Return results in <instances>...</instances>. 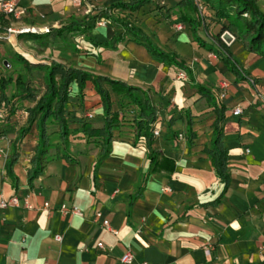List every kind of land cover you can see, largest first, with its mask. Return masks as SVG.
I'll return each instance as SVG.
<instances>
[{
	"label": "crops",
	"instance_id": "0c3cea01",
	"mask_svg": "<svg viewBox=\"0 0 264 264\" xmlns=\"http://www.w3.org/2000/svg\"><path fill=\"white\" fill-rule=\"evenodd\" d=\"M82 2L83 10L94 8L93 15L107 0ZM19 5L26 9L21 21L36 25L61 20L76 7L72 0H19ZM113 13L140 26L159 47L174 52L189 70L184 72L186 77L180 78V71L161 64L127 36L115 47L94 45L89 37L95 43L109 41L122 30L109 23L98 26L93 19L83 20L85 16L69 20H82L92 28L68 34L66 39L79 35L80 49L86 54L57 47L50 55V45L38 48L27 35L17 38L33 57L32 63L48 56L145 90L158 117L159 135H153L151 143L157 165L148 173V149L145 137L136 135L135 111L131 106L122 110L118 96L110 93L112 109L124 117L113 130L109 154L100 163L97 139L75 133L81 124L71 122L75 138L66 149L55 146L29 184L36 143L32 127L19 144L12 167L14 186L5 162L26 115L23 109L18 111V125L0 119V149L7 152L6 156L0 153V199L13 195L20 199V206L0 208V264H117L126 250L135 263L264 264V57L247 51L235 39L226 44L239 75L232 72L223 55L194 40L190 23L182 19L198 14L203 21L197 36L220 50L214 40L216 31L211 29L214 16L201 15L192 0H150L137 11L115 9ZM177 24L182 29H175ZM44 40L50 41V36ZM6 53L5 43H0V75L8 68L1 62ZM222 82L227 83L224 89ZM195 84L208 88L213 99L202 96ZM92 90L88 84L82 106L73 104L71 114L99 126L102 107ZM212 101L226 108L222 143L230 179L225 189L204 150L210 147L215 119ZM235 107L241 108L240 115L233 114ZM89 113L92 118H86ZM63 151L71 161L59 156ZM164 187L171 191H161ZM24 200L33 208H26ZM44 202L49 203L47 209ZM62 204L80 208L83 216L60 212ZM95 211L118 233L94 220Z\"/></svg>",
	"mask_w": 264,
	"mask_h": 264
},
{
	"label": "trees",
	"instance_id": "16d2710c",
	"mask_svg": "<svg viewBox=\"0 0 264 264\" xmlns=\"http://www.w3.org/2000/svg\"><path fill=\"white\" fill-rule=\"evenodd\" d=\"M149 1L107 0L103 7L97 9L96 13L91 16L86 14L83 20L89 18L96 22L98 19L103 18L108 21L110 26L122 31L114 35L109 41L95 43L90 37L88 40L94 45L110 48L115 47V43L123 41L127 36L128 40L142 45L150 56L161 64L178 71L189 72L185 62L179 59L174 52L166 51L159 47L150 36L144 33L140 26L126 17L113 13L115 9L134 12ZM201 1L214 16V23L217 25L214 40L220 50L207 45L197 36L196 32L203 21L198 14L195 18L181 16L183 20L190 23L194 40L197 43L211 52L223 55V61L237 75L239 74L236 64L227 51L226 44L220 39L223 32L232 33L236 39L242 42L247 51L264 57V11L257 0ZM7 22V20L0 19V34L3 32L2 26L6 25ZM91 28L92 25H86L82 20L71 19L59 23L57 27L50 28L48 33L21 35H27L28 39H35L36 37L46 39L50 36V39L53 40L56 38L63 40L68 34L75 32L85 33ZM44 42L45 40L42 43ZM0 43H6L5 38L0 36ZM66 47L75 53L86 54L85 50L74 45L66 44ZM4 61L10 65L12 70L17 72L15 76L11 74L0 75V119L4 124L18 125L16 117L20 108L24 110L26 115L24 123L19 125L16 137L11 141L10 154L5 162L6 174L11 178L14 186L17 181L12 167L19 156V144L32 127L36 131V143L30 157L31 166L28 169L29 184L41 173L44 167L46 154L50 147L49 138L51 132L56 133L61 145L65 149L67 148L68 139L72 133L69 127L71 122H79L81 124L75 133L81 132L88 138L97 139L99 143L98 163H100L109 154L113 130L124 117L112 109L110 93H115L118 96L122 110L131 106L133 111H135L133 124L136 135L145 137L148 149V157L150 159L148 173L152 172L154 167H156L158 161L156 159L157 153L151 149V143L154 138L153 130L157 126L158 117L145 90L121 80L95 75L84 69L55 60H50L48 65L32 63L16 51L11 52L10 60L8 58L1 59L2 66L6 68ZM19 67L25 73L24 76H22L23 73H21ZM36 81H39V85L35 84ZM88 84H91L92 89L98 95L102 107L103 119L99 126L85 122L82 116L77 117L71 114L73 113V104L82 106ZM195 87L202 96L213 99L208 88L201 84H195ZM20 103H26V105H20ZM212 104L214 106L215 119L212 124L210 147L204 150L216 176L224 183L225 189L230 179L227 168L228 153L222 143V122L224 121L226 108L222 105H217L214 101H212ZM52 126H55L54 131L50 130ZM2 133L3 131H0V135ZM59 156L71 161L69 154L65 151L61 152Z\"/></svg>",
	"mask_w": 264,
	"mask_h": 264
},
{
	"label": "built area",
	"instance_id": "2783aa9c",
	"mask_svg": "<svg viewBox=\"0 0 264 264\" xmlns=\"http://www.w3.org/2000/svg\"><path fill=\"white\" fill-rule=\"evenodd\" d=\"M195 7L198 9L199 13L201 15H203L204 13H206V7L205 4L201 1V0H192ZM74 6L79 7V5L81 4L82 0H72ZM85 13H89L90 12V8H86ZM26 14V9L22 6L19 5V0H0V19L3 20H7V24L3 25V32L0 34L1 37L5 38L6 40H9L13 37V36H18L21 34H44V33H48L50 31V27L46 24L44 25H36V24H26L23 23L21 20L22 18L25 16ZM108 23L107 20L100 18L96 21V24L98 26H104ZM175 29L180 30L182 29V26L180 24H177L175 26ZM224 33H228L231 37L230 42H227L223 35ZM220 39L225 43V44H230L231 42H233L236 37L228 32L225 31L221 34ZM178 76L180 78H185L186 75L184 72L180 71L178 72ZM221 88H226L227 87V83L222 82L220 84ZM225 95V92L220 93V96L223 97ZM233 114L235 115H240L242 113V110L240 107H235L232 110ZM86 118H92V114H86ZM153 135L154 136H158L159 135V127H155L153 130ZM179 138L182 137L181 134L178 135ZM0 153L3 154L4 156H6L7 152L4 151L3 149H0ZM161 191L163 192H170V188L168 187H164L161 189ZM23 205L28 208V209H32L33 205L30 204L29 202H27V200H24ZM15 207V206H20V199L16 196H10L8 199H4L1 198L0 199V208H6V207ZM49 207V203L48 202H44L43 203V208H48ZM60 212L67 214H74V215H78V216H83V212L81 211L80 208L76 207V206H67L66 204H62L60 206ZM93 219L94 220H100L102 227H104L105 229L109 230L110 232H112L113 234H117L118 231L116 229H113L109 223V220L106 218H102V214L100 211H95L93 213ZM54 239L56 241H60L61 240V236L59 235H54ZM98 247H102V244L99 243ZM207 252V250H206ZM117 264H153L147 261H142L139 263H135L134 262V255L132 254V252L130 250H126L119 258L118 263Z\"/></svg>",
	"mask_w": 264,
	"mask_h": 264
},
{
	"label": "rangeland",
	"instance_id": "374dc122",
	"mask_svg": "<svg viewBox=\"0 0 264 264\" xmlns=\"http://www.w3.org/2000/svg\"><path fill=\"white\" fill-rule=\"evenodd\" d=\"M261 9L264 11V0H257ZM82 5H83V2H81V4L79 5V7H74V10L71 11L69 14L70 15H65V17H63L61 20H57V21H54V22H51L48 26L50 28H53V27H57L59 25V23L61 22H64L65 20H69L70 18H83L84 16H86V14L88 15H92L93 11H94V8L93 7H90V12L89 13H85V9L83 10L82 9ZM197 9V8H196ZM197 12L198 9H197ZM206 14H212L210 12V10L206 9V13H204L203 15L206 17ZM212 24V22H209V25ZM211 29H215V31L217 30V25L216 24H213V26L211 27ZM79 35H77L76 37H78ZM67 37V35H66ZM63 38V40H61L60 38H57V39H50L49 40H46L44 42V45H41V43L44 41V38H41V37H36L34 40H36V43L38 45H36V47H42V46H47V45H50V55L54 52H52L53 49H56L57 47H60V48H64L66 47L65 44H71V45H74L78 48H81L83 46V42L82 40H79L77 39L76 37H72V38H68L66 39ZM6 40V39H5ZM235 41V40H234ZM6 50H7V53L4 55V56H7L6 58H8V60H10V54L11 52H14V51H17L18 53H20L26 60H28L29 62H32L33 60V57L27 52V48L21 43V41L17 38V36H13L10 41L9 40H6ZM29 56H27V55ZM28 57V58H27ZM32 58V59H31ZM31 59V60H30ZM51 59H49V57H41L39 58V63L40 64H46L48 65L49 62H50ZM77 63V62H75ZM20 66H22V64L19 63ZM77 65V64H74V66ZM8 70L5 71L4 75H8V74H11V75H14L16 74V70H12V68L10 67V65L8 66ZM19 69L21 70V73L22 76H24V72L22 71L21 67H19ZM39 81H36L35 84L36 85H39L38 83ZM93 95H97L94 90H92L91 92ZM98 96V95H97ZM23 104V103H22ZM20 103V105H22ZM21 109V108H20ZM50 130L54 131L55 130V126H52L50 127ZM73 134H70L69 136V139H68V142L70 143L71 140H73ZM49 144H50V147H49V150L46 154V157L48 158H51V156L53 155L54 151L56 150L55 149V146H57L58 144L61 145L59 139H58V136L56 135V133L54 132H51V135H50V138H49Z\"/></svg>",
	"mask_w": 264,
	"mask_h": 264
},
{
	"label": "water",
	"instance_id": "95a60500",
	"mask_svg": "<svg viewBox=\"0 0 264 264\" xmlns=\"http://www.w3.org/2000/svg\"><path fill=\"white\" fill-rule=\"evenodd\" d=\"M223 37H224V39H225L227 42H230L231 37H230V35H229L228 33H224ZM4 64H5L7 67L9 66V64H8L6 61H4Z\"/></svg>",
	"mask_w": 264,
	"mask_h": 264
}]
</instances>
